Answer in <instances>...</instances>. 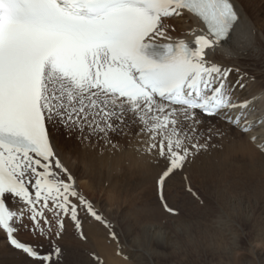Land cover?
Here are the masks:
<instances>
[{
	"label": "snow or ice",
	"instance_id": "1",
	"mask_svg": "<svg viewBox=\"0 0 264 264\" xmlns=\"http://www.w3.org/2000/svg\"><path fill=\"white\" fill-rule=\"evenodd\" d=\"M185 13L205 26L185 33L191 42L173 39L175 27L167 23ZM253 34L230 0H0V231L6 242L33 264H61L53 222L57 238L64 217L83 238L81 210L111 227L76 189L56 151L58 133L113 149L120 146L114 137H135L136 151L161 169L162 207L176 214L165 196L167 180L218 147L212 141L224 135L221 125L240 135L264 125V115L248 118L260 94L244 95L245 74L214 58L218 48L230 53L250 45ZM25 213L33 235L49 241L48 252L15 235L28 227Z\"/></svg>",
	"mask_w": 264,
	"mask_h": 264
},
{
	"label": "bare ground",
	"instance_id": "2",
	"mask_svg": "<svg viewBox=\"0 0 264 264\" xmlns=\"http://www.w3.org/2000/svg\"><path fill=\"white\" fill-rule=\"evenodd\" d=\"M231 1L238 11L240 19L254 28L252 42L250 45L244 42L230 53L223 48H218L214 58L225 66L240 69L245 74L247 85L244 95L256 96L260 94L255 103V112L248 117L252 120L264 115V26L262 27L259 24V10L264 0ZM167 23L175 27V32L171 31L172 33H170L173 39L183 38L188 42H191L193 37L185 35V33H188L192 28H203L199 19L190 13H185L182 19L168 20ZM232 132L233 135L229 139L228 146L224 148L219 157L220 162L226 165V170L235 172L231 173L229 171L231 175L237 176L236 173L238 172L244 175L246 187L248 181L251 182L252 178L256 179L258 184L264 185V154L259 150L264 147V125H258L246 135ZM251 136H256L257 140L252 142L250 140ZM71 139H65L63 133L56 135L55 147L59 153V158L72 173L76 189L82 192L84 196L96 198L95 208L110 223L111 227L100 221L98 222L88 214L86 216L80 215L82 238L75 225L70 228L71 221H64V237L51 236V239L62 249V264H97V262L90 259V253L87 252L88 240L92 242L100 264H192L194 259L189 255L188 257L178 255L179 258L177 257L178 259L174 260L176 253L171 252L172 256H170L169 253L164 252L165 248L170 247V242L164 234L165 231L156 222L167 215L161 205L156 200L150 199L148 195L145 198L143 194L139 203V199L134 195L135 190L139 187H145L147 189L145 194H149L152 180L157 177L152 163L146 159V156L145 158L144 155L136 151L137 146L130 143L125 150L110 155L111 160L106 161L107 164H104L105 160L103 159V170L100 169L99 171L94 169L93 161L89 159L84 151L80 152L77 146L74 148L70 145ZM236 162L240 164L237 165ZM139 167L143 175L141 177L142 181L141 179L133 180L135 171ZM121 170H127L130 174L129 177L125 178V174ZM203 171L205 172V170ZM222 177L224 178V176ZM78 179L86 181L78 183ZM208 180L213 181V179ZM234 185L235 182H231V186ZM209 187L208 190L211 192ZM102 191L103 201L99 195ZM214 195H219L218 191ZM101 202L103 203L101 204ZM126 202L127 204L123 205ZM167 203L169 205L175 204L169 198ZM25 216L27 218V213ZM140 218L150 223V226L142 231L143 234L132 236L129 227L139 222L138 219ZM115 224L120 226L121 231L116 229ZM124 225L126 231L124 234L120 233V235L124 237L123 244L126 245L127 249L117 251L116 246H112L103 237H113V232L115 237L118 236L119 232H122L121 226ZM55 226L56 224H52V234L56 232ZM4 236L5 234L0 231V264H33L29 257L8 244ZM73 237L75 238L73 239ZM76 237H79V239ZM263 239L264 237H259L260 241ZM218 247L219 243L217 241L205 243L203 253L210 256V260L207 259L209 261L205 262L208 257L205 256L206 258L202 259V256H199V260H203L199 264H264V249L256 246L246 249L242 245L238 246L237 243L232 246L225 244L223 248L221 247L222 252L225 253V258L214 261L213 256L221 253Z\"/></svg>",
	"mask_w": 264,
	"mask_h": 264
},
{
	"label": "rangeland",
	"instance_id": "3",
	"mask_svg": "<svg viewBox=\"0 0 264 264\" xmlns=\"http://www.w3.org/2000/svg\"><path fill=\"white\" fill-rule=\"evenodd\" d=\"M259 17V24L263 27L264 2L260 6ZM170 33L172 32L170 31ZM221 127L224 130V135L222 137H216L212 141V143L218 145V147H210L207 151L200 152V154L195 156V158L185 166L182 172L173 174L167 180L165 195L167 199H172L173 203H175L173 205H169L168 203V205L175 210L176 214H171L162 207V201L159 198L157 189V179L161 173V169L153 162L154 158L152 156L144 155V157L146 156L147 158H145L152 163L157 177H155L156 180L155 178L153 179L154 181L152 180L149 194H145L147 192L145 187L140 188L138 186L139 189L135 190L134 195L139 199V203L142 194L143 196L145 195V198H147L146 195L150 196L149 198L156 200V202L161 205L163 211L167 213L165 217L159 220L160 223L158 221L156 222L157 225L165 231L164 234L169 238L170 247L168 249L165 248L164 252L169 253L170 256H172L171 252L176 253V258L174 260L179 258L178 255L186 257L189 255L194 259L192 260V264H199L203 261L199 260V256H202V259L206 256L203 253L205 243H213L214 241L219 243L218 250L221 252L219 255L213 256L214 261L225 258V253L221 250V247L223 248L225 244L232 246L237 243L238 246L242 245V247L246 249L255 246L264 249V239L262 241L259 240V237H264V185L258 184V181L252 178V181H248L246 187V178L244 175L238 172L236 173L238 174L237 176H233L230 174L231 170H229V172L225 169L227 167L220 162L219 157L222 151H224V148L228 146L229 139L233 135L232 131L234 130L229 128L226 124H223ZM114 139L119 140L120 145L115 149L110 146H105L103 142L98 144L95 141L91 143H80L74 134L70 140V145L74 148L77 146L80 152L84 151L86 155L89 156V159L93 161L94 169L100 171V169L103 170V159L105 160L104 164H107L106 161L111 160L112 154L123 149L125 150L130 143H134L137 146L135 137L131 139V142H129L127 138L119 139L118 137H114ZM226 163L231 164L229 162ZM236 164L238 165L240 163L236 162ZM139 168L135 171L133 180L141 179L142 181L141 177L143 175L141 173V168ZM203 170H205L206 173ZM121 172H124L125 178L130 175L127 170H121ZM231 173L235 172L232 171ZM222 176H224V178ZM208 179H213V181H209ZM78 180V183L86 181L84 179ZM231 182H235V185L231 186ZM208 187L211 189V192L208 190ZM189 189L191 191H189ZM214 191H218L219 195H214ZM80 193L83 194L82 192ZM99 195L103 201V191L100 192ZM84 197L93 202L95 207L97 203L95 200L96 198ZM102 203L103 202H101V204ZM126 204L127 202L123 205ZM136 205L138 206L137 201ZM45 215L49 219H54L51 212L46 211ZM79 215L86 216V212L81 210ZM63 219L64 221H70L67 217ZM138 221L139 222H136L135 225L129 227V229L131 228L130 231H132V236L143 234L142 231L150 226V223L145 222L146 220L144 221L143 218L138 219ZM24 223L27 224L28 227H20L15 234L17 238L28 244L43 245L41 250L45 253L48 252L51 248L49 241L45 238H37V236L33 235L30 230L32 222L28 220L26 216ZM53 224H55V222H53ZM72 226H74V223L71 222L70 228ZM115 227L118 231H121L120 226L115 224ZM121 228L122 232H119L118 236L115 238L103 237V239L111 243L112 246H116L115 249L117 251L123 250L124 248L127 249L126 245L123 244L124 237L120 235V233H125V225L121 226ZM55 231H57V226H55ZM52 237H56V235L52 234ZM59 237H64L63 231ZM252 237L258 238L253 239ZM74 238L75 237H73V239ZM76 238L79 239V237ZM87 252L90 253V259L96 262L93 258L96 257L95 248L90 240H88ZM206 257L205 260H210V256Z\"/></svg>",
	"mask_w": 264,
	"mask_h": 264
}]
</instances>
